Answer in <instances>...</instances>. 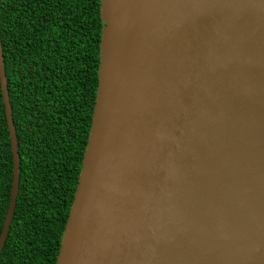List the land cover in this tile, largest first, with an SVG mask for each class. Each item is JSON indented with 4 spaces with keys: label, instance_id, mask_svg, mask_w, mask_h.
Listing matches in <instances>:
<instances>
[{
    "label": "water",
    "instance_id": "1",
    "mask_svg": "<svg viewBox=\"0 0 264 264\" xmlns=\"http://www.w3.org/2000/svg\"><path fill=\"white\" fill-rule=\"evenodd\" d=\"M97 86L55 264H264V0H99ZM12 180L19 155L0 46Z\"/></svg>",
    "mask_w": 264,
    "mask_h": 264
},
{
    "label": "trees",
    "instance_id": "2",
    "mask_svg": "<svg viewBox=\"0 0 264 264\" xmlns=\"http://www.w3.org/2000/svg\"><path fill=\"white\" fill-rule=\"evenodd\" d=\"M99 0H0L19 182L0 264H55L97 86ZM12 161L0 95V231Z\"/></svg>",
    "mask_w": 264,
    "mask_h": 264
}]
</instances>
